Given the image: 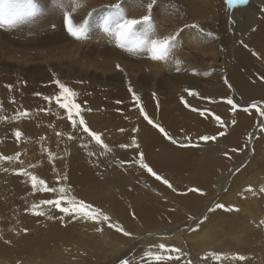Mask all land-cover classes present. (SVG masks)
I'll use <instances>...</instances> for the list:
<instances>
[{
    "label": "rangeland",
    "instance_id": "obj_1",
    "mask_svg": "<svg viewBox=\"0 0 264 264\" xmlns=\"http://www.w3.org/2000/svg\"><path fill=\"white\" fill-rule=\"evenodd\" d=\"M261 1L264 3V0ZM150 3L152 4L151 9L148 7ZM194 3L193 8L192 4L186 0H155V2L153 0H8L5 16L14 23L0 25V93H7V96L3 98L0 94V98L9 102L7 111H22L29 114V108L34 106L31 101L34 100L32 93H54V97H59V100L53 99L50 103L44 101L42 106L43 112L52 109L49 114L50 122H53V114L62 113L61 129H67L69 126L72 130L73 120L80 124L79 121L83 119L84 126L90 132L101 135L100 138L103 135L102 132L90 130V125L95 124L92 117L99 111L102 116L108 118L120 116L124 123L127 122V119H124L125 115L143 116L144 121H146L145 115H149L148 118L156 125L159 124L150 115L151 112H165L168 119H161L162 126L159 125V127L168 131H172L171 126L175 129L183 128V132L188 131L187 122L190 123V121L188 119L187 122L185 121L186 116L190 114H196L204 120H211L215 124L211 128H205L203 124L201 127H196L195 132L200 134L198 138L209 135L215 137L214 140H209L211 146L216 144V147L231 151L239 158L241 156V160L230 165L228 170L216 174L213 179L212 198H205L202 194V208L196 212L195 219L190 223L196 222L194 226H201L202 220L212 212L209 209L213 210L215 205L222 204L224 208H216V212L208 217L207 222L212 221H210L212 224L208 223L209 227L214 226L216 233L224 232L223 235L227 236V225L235 222L236 227L233 232L241 230L243 236H248L249 230L254 226L256 229L252 231L259 241L252 245L260 244V251L262 249L261 253H264V221L259 223L260 219L257 217L258 214L263 213L264 215V205L258 202L260 194L256 188L258 184L264 189V165L257 161L259 154L256 142L252 143L258 130L262 129L264 133V114H262L264 103L261 99L245 98L241 94L243 93V79L234 74L236 66L241 68L242 65L250 66L251 71L257 75L256 79L264 88V37L256 36L254 40H250L249 38L254 36L252 28L242 23L243 18L242 22L240 21V24L236 26V23L232 21L231 13L225 10L226 0H194ZM252 3L253 1L250 5ZM77 4L78 7L75 6ZM117 4L126 19L150 16L151 27L148 30H145L144 25L136 26V36L133 40L142 41L143 44L134 48L133 51L128 50L133 47L132 44L120 47L115 36L111 32L104 31V17L111 15L115 11L111 6ZM65 13L69 15L74 24L82 25L86 29L81 39L69 35L64 22ZM255 16L251 11L245 20H253ZM164 36H175L176 39L172 42L164 60L153 61L147 52L148 43ZM237 51H244L248 56L236 57ZM249 57L252 64L248 62ZM54 80H59L77 95L75 97L61 96L60 89ZM129 86L132 92L129 91ZM190 92L197 93V96L194 95L195 99L205 96L200 98L203 104H190L179 98L189 95ZM101 93H117L123 96V100L122 97L120 100L107 98L109 107H106V103L97 106V103L94 104L93 101L98 97L95 102H99ZM133 93L139 97L138 101L133 99ZM198 93L202 94L198 95ZM22 94L27 95L24 98ZM87 96H92L94 99ZM12 97L15 103H11ZM82 97L86 100L83 101ZM228 99H232L236 104L235 109L227 103ZM73 103L79 105L80 111L77 113L75 109H72V118L69 119L68 109L61 108L60 104L71 105ZM15 104L16 107H14ZM111 104L113 106L110 107ZM137 109H140V113ZM141 109L144 113L142 115ZM245 109L251 110L256 117H260L263 124L261 122L255 124L257 119L249 126L240 149L233 151L234 148L228 147L230 145L226 144L224 139H231L235 126L243 124L244 117L237 116V112L248 111ZM184 114L187 115L184 117ZM217 116L220 117V122L214 118ZM115 120L119 124L108 126L110 130L131 135L134 140L137 139L138 127L135 123L122 128L120 125L123 123L122 120L117 117ZM149 125L168 142L167 137L158 131L159 128L153 127L152 124ZM195 132L193 130L190 133L192 137L196 136ZM84 133L89 135L88 132ZM183 134V147L188 148L196 144V138L190 142L189 139L187 140L189 137ZM90 138L95 140L92 136ZM170 142L173 143L171 140ZM173 144L177 145L176 139ZM225 145L227 147H224ZM228 160L230 161L227 162H234L233 159ZM139 184L142 189L146 180L139 181ZM57 192H61L60 189ZM235 192L238 195L236 204L230 206L228 200ZM229 208L232 211H228ZM221 211L223 212L220 215L216 214ZM89 224L88 230L91 231L94 221H89ZM188 227L189 224L183 229L186 230ZM173 228L169 233L180 230L177 224L173 225ZM258 228H263V231ZM139 229L137 235L133 236L134 238L121 233L118 241L120 246L116 249H123L114 252L115 241H110V245L107 241L100 247L98 244L101 242L99 240L101 236L87 234L82 240L74 243L73 251H64L69 258L62 253L50 255L49 264H92L93 262V264H121L124 260L129 261L130 264H155L144 255L149 251L154 253V246L147 244L144 240L145 238L157 240L163 237L164 235L154 236V233L162 229L153 228L144 233H139ZM124 230L126 231V228ZM259 232L263 239L261 235L259 237ZM81 243L93 252H99L98 255L91 253L89 255L91 258L87 256L90 258L88 262L86 256L83 259V255L87 254L79 252V257H81L79 258L77 247ZM65 244L63 242V245ZM215 246L206 250L214 261L204 262L205 257L203 260L201 255L197 254L196 260L200 258L199 261L191 259L185 264H216V250L213 249ZM98 247L102 249L98 251ZM248 247L251 246L247 245L244 250H248ZM92 256L98 257L93 258L92 261ZM107 256L111 260H108Z\"/></svg>",
    "mask_w": 264,
    "mask_h": 264
},
{
    "label": "bare ground",
    "instance_id": "obj_2",
    "mask_svg": "<svg viewBox=\"0 0 264 264\" xmlns=\"http://www.w3.org/2000/svg\"><path fill=\"white\" fill-rule=\"evenodd\" d=\"M186 1L192 4L193 8L195 7L194 0ZM252 1L253 3L250 5ZM224 6L225 10L229 14L231 13L232 21L236 23V26L243 18V22H241L252 28L254 36L250 37V40H254L256 36L264 37V3L261 0H246L244 5L225 3ZM251 11L256 16L253 20L246 21L245 18ZM235 56L245 57L248 54L244 51H237ZM250 60L249 57L248 62L252 64ZM234 74L243 79V93L241 94L245 98L261 99L264 103V88L256 79L257 75L251 71L250 66L242 65V68L236 66ZM0 94L1 98L7 96V93ZM200 94L198 93V95ZM22 95L25 98L27 94ZM195 95L197 96V93ZM54 96V93H32L34 100L31 101L34 106L29 108L27 116L20 115V113H24L22 111H7L9 102L0 98V156L13 157L12 160H0V264H49L50 255L62 253L68 257L64 251H73L74 243L82 240L87 234L101 236L99 246L104 245L107 241L109 245L115 241L113 252L121 251L123 248L116 249L120 246L118 241L121 238V233L116 231V227L126 228V231L131 233V238L137 235L138 228H140L139 233L153 228H161L162 231H157L154 236L164 235L163 237H159L157 240L145 238L144 242L154 246L155 254L179 256V260L163 261L160 264H185L191 259L196 260L197 254H200L203 260L205 257L204 262L214 261V258L206 253L207 248L213 245H216L213 247L216 250V256L220 257L216 258V264H264V253H261L262 249L260 251V244L252 245L259 241L258 237L254 236L253 231L256 229L254 226L249 230L248 236H243L241 230L233 232L236 227L235 222L227 225V236L223 235L224 232L216 233L214 226L209 227L208 223L212 221L207 222L208 217L216 212V205L212 212L202 220L201 226H194L196 222L190 223L195 219L196 212L202 208L203 196L212 198L213 179L216 174L228 170L230 165L241 160V156L239 158L231 151L216 147L214 142L215 145L211 146L209 140L198 138L200 134L195 132L196 127L204 125L205 128H211L212 125H215L211 120H204L196 114H184V117L187 116L186 121L182 116L183 120L190 121V123L187 122L189 130L186 129L188 131L183 132V128L175 129L173 126L170 127L172 131L164 129L167 133L168 142H166L146 122L147 120H143V116L124 114L127 117L124 118L127 119V122L124 123L120 116L110 114L112 117L108 118L102 116L99 111L92 117L95 124L90 125V130L103 133L100 143H97L90 138V135L85 134V131L83 132L82 126L77 122L73 124L72 130L68 125L67 129H61L62 113L53 114V122H50L49 114L52 109L43 112L42 106L44 101L52 102L55 99ZM44 97L52 99L45 100ZM121 97L123 100V96L117 93H101L99 102H95L98 97L92 98L97 106L106 103V107H109L107 98L120 100ZM179 98L190 104H203V101L200 102V98L195 99L194 95H184ZM11 99L9 100L13 103V97ZM90 99L88 100L90 101ZM112 104L110 107L113 106ZM258 106H262V104H258ZM24 109V111L27 110L25 107ZM137 110L140 113V109ZM162 110L164 111V109ZM247 110L237 112V116L244 117L243 124L235 126L231 139L227 138L228 142L227 139H224L226 144L230 145L228 147H233L235 150L240 149V145L243 144L249 126L254 124L257 119L255 124L258 122L263 124L260 117H256L251 110ZM164 113L161 111L151 112L150 115L157 120V124L161 125V119H168ZM116 117L122 120L123 123L120 124L122 128L129 127L134 123L137 125L135 144H133V136L117 133L108 128V126L118 123L115 120ZM43 130L46 131L43 133ZM193 130L196 136L192 137L190 133ZM17 131L21 133L19 139L15 135ZM183 133L189 137L187 140L189 139L190 142L196 138V144L188 148L183 147ZM262 134H264L263 130H258L252 143L256 142L259 154L257 161L264 165V136ZM175 139L177 145L170 142ZM189 141L187 142L189 143ZM141 156L143 162L153 172L169 181L172 185L171 188L164 184L163 180L156 179L147 169L140 166ZM228 159H233L234 162H227L230 161ZM21 170L29 175L19 174ZM31 175H35L38 180H43L44 187L47 189L56 191H42L40 185H37L34 190L30 179ZM141 180H146L143 190L139 184ZM256 188L260 194L258 202L264 205V191H261L263 186L257 184ZM59 189H64V191L57 192ZM190 189H199L200 191L194 192ZM237 196L236 192L232 194L228 200L230 206L236 204ZM72 198L92 206L95 205V208L110 218L109 221L85 219L83 213L66 214L55 207V204L41 203L44 200L54 202L59 200L61 207L70 209L79 207L77 204L68 203V200ZM33 205H38L36 210L44 214L34 215ZM248 208L252 209L253 207ZM222 212L216 214L220 215ZM257 217L260 219H258L259 223L264 221L263 213L258 214ZM91 220L94 221V226L89 231V221ZM109 224L113 227H110ZM176 224L180 230L169 233L174 229L173 225ZM187 224L189 227L186 230L183 229ZM258 229L263 231V228ZM258 235L260 237V232ZM221 236L225 237L221 238ZM261 238L263 239L262 235ZM63 242L66 244L63 245ZM161 243L169 249L176 248L180 251H163L158 247ZM247 245L251 247L244 250ZM100 247H98V251L102 249ZM79 252L87 254L83 255V259L91 253L93 255L99 253L93 252L83 243L77 247V254ZM79 255L80 253L77 256L79 257ZM238 256H243L244 259H236L235 257ZM89 257L91 258V256ZM89 257L86 259L88 262L90 261ZM93 258L92 256V261L96 259ZM199 259L197 260L199 261ZM108 260L111 259L108 257Z\"/></svg>",
    "mask_w": 264,
    "mask_h": 264
},
{
    "label": "snow or ice",
    "instance_id": "obj_3",
    "mask_svg": "<svg viewBox=\"0 0 264 264\" xmlns=\"http://www.w3.org/2000/svg\"><path fill=\"white\" fill-rule=\"evenodd\" d=\"M153 2H155V0H153ZM226 3L228 5H239V4H244L246 3V0H226ZM8 6V0H0V25H4V24H8V25H12L14 23L13 20L11 19H7L5 16V12H6V8ZM76 7H78L79 5H75ZM115 11L109 15V16H105L104 17V31L105 32H111L116 39V42L118 44V46L120 47H125L126 44H132L133 47L129 48V51H133L134 48L140 47L143 42L139 41V40H133V37L136 36V26L137 25H144L145 26V30H148L151 27L150 24V16L149 15H145L143 17H141L140 19H126L123 16V13L120 11V6L117 5H112L111 6ZM149 9H151L152 4L150 3L148 5ZM64 22L66 24L67 27V31L69 33V35H71L72 37L76 38V39H81L84 36V33L86 31V29L81 25V26H77L76 24H74L73 20L69 17V15L67 13L64 14ZM195 27V25L193 26ZM176 39L175 36H164L163 38H159V39H153L148 43V47H147V52L149 55V58L153 61H160V60H164L166 58V56L168 55L169 52V48L172 44V42ZM117 68H119V65H117ZM54 83L58 86V88L60 89V95L61 96H71V97H75L77 94L70 88H68L66 85H64L63 83H61L59 80H54ZM129 91L132 92V88L131 86H129ZM39 95V94H37ZM189 95H195V93L190 92ZM45 100H51L52 98L50 97H44ZM55 99L59 100V97H55ZM133 99L138 101L139 97H137L134 93H133ZM227 103L232 105L233 109L236 108V104L233 103L232 99H228ZM61 108H66L68 109V115H69V119L72 118V109H75V111L77 113H79L80 111V107L79 105L73 103L71 105L68 104H60ZM253 107H255V105H253ZM194 111L196 109H193ZM247 110V109H245ZM141 113H143V109H141ZM264 114V113H262ZM20 115L22 116H27L28 113L24 112V113H20ZM201 115H203V113H201ZM216 120L218 122H220V117L217 116L215 117ZM145 119L148 121L149 124H152L153 127H157L159 128V131L161 133H163L166 137H167V133L165 132V130L161 127H159V125H156L151 119L148 118L147 115H145ZM76 121L73 120V124H75ZM80 125L83 126V130L85 132H88L90 136H92L97 143H100V136L97 133L94 132H90L89 129L84 126L85 122L83 121V119H81L79 121ZM15 135L17 137V139H19V137L21 136V133L19 131L15 132ZM202 140L208 141V140H214L215 137H209V136H203L201 137ZM173 143H175V141H173ZM133 144H135V140H133ZM122 147H124L122 145ZM235 151V149L233 150ZM13 157H3L0 156V160H12ZM140 166L142 168L147 169L153 176L156 177V179L158 180H163V183L166 184L168 187H172V185L169 183L168 180L163 179L162 177H160L159 175H157L155 172H153V170L151 168L148 167L147 164H145L143 162V158L141 156V160H140ZM19 174H23V175H29L28 173L24 172L23 170H21V172ZM30 179L32 181V185H33V189L35 190L37 185L41 186L42 191H56L55 189H47L46 187H44L45 182L43 180H38L37 177L35 175H31ZM61 192H63V189H60ZM190 191H194V192H198L200 191L199 189H190ZM261 191H264V189H261ZM41 203L43 204H47V205H52L55 204V207H57L61 212H64L66 214H70V213H76V214H80L83 213V217L85 219H94V220H103L104 222H108L109 221V217L107 215H105L104 213H102L99 209L97 208H93L90 204L84 203L83 201H76L75 198H72L71 200H68V203L71 205H76L78 204L79 207H73V208H68V207H61L60 206V201L56 200L55 202L52 200H44ZM38 205H33V214L34 215H43V212H40L36 209H38ZM225 206L222 204H217L216 208H224ZM85 209H87L88 211H84ZM228 211H232L231 208L227 209ZM209 211H212V209H209ZM51 218V217H49ZM110 227H113V225L109 224ZM99 230V229H98ZM116 231L122 233L124 236H130L131 233L125 231L122 227H116ZM159 249L166 251V252H179V249L176 248H167L165 244L161 243L158 245ZM150 261H154L155 264H160V262L163 261H170V260H179V256L173 257L171 255L165 256V255H161V254H154L152 252H146L144 254ZM215 255V254H213ZM217 259H219V256H216ZM236 259L239 260H243L244 257L243 256H238L235 257ZM121 264H130L129 261L124 260L121 261Z\"/></svg>",
    "mask_w": 264,
    "mask_h": 264
}]
</instances>
